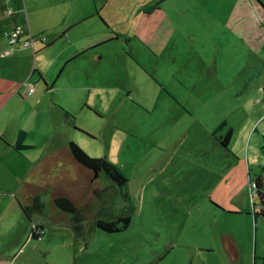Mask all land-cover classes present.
<instances>
[{
  "label": "rangeland",
  "instance_id": "obj_1",
  "mask_svg": "<svg viewBox=\"0 0 264 264\" xmlns=\"http://www.w3.org/2000/svg\"><path fill=\"white\" fill-rule=\"evenodd\" d=\"M61 1L10 0L9 12L24 13L25 6L32 28L49 35L58 24L52 4ZM138 1L127 4L128 12L134 11ZM174 4L164 11L173 28L163 54L155 57L136 39L104 48H119L121 59L102 63L106 77L94 75L93 103L89 109L78 105L76 113H71L74 126L87 134L72 125L69 133L74 142L90 157L107 159L123 171L129 181L128 197L112 189L114 184L105 174L67 165L55 173L54 181L47 175L50 167L45 166L36 178L39 188L34 186L32 191L40 193L46 210L30 220L12 194L23 190L19 177L26 174L28 160L35 155L26 159L15 153L0 155V263L234 264L223 260L222 232L242 240L244 261L239 264H264V216L254 217L255 211L260 212V198L252 199L250 183L246 181L237 199L245 214L211 199L215 187L242 160L247 180L254 183L259 176L264 192V0ZM4 10L1 2L0 16ZM139 19H145L144 12ZM8 21L0 25H12ZM91 25L103 28L89 22L78 29ZM119 28L116 31L127 30ZM76 31L71 35L80 41ZM4 35L0 32V38ZM1 64L0 57V71ZM29 107L10 104L2 114L3 118L9 115L7 125L26 123ZM36 119L32 135L40 146L48 148L66 135L65 122L51 127L44 117ZM50 130L56 139H46ZM43 147L36 150L38 154ZM62 155L66 156L64 151ZM54 186L62 208L53 204ZM103 190L105 197L100 199L98 193ZM231 202L235 204L236 199ZM88 204L92 209L86 214L87 225L107 219L103 209L119 216L130 207L131 223L119 233L89 229L88 236L79 239L70 226L71 210ZM25 220L31 229L42 226L44 235L40 239H33L31 231L19 235Z\"/></svg>",
  "mask_w": 264,
  "mask_h": 264
},
{
  "label": "crops",
  "instance_id": "obj_2",
  "mask_svg": "<svg viewBox=\"0 0 264 264\" xmlns=\"http://www.w3.org/2000/svg\"><path fill=\"white\" fill-rule=\"evenodd\" d=\"M22 1L24 3L25 0ZM133 1L63 0L56 5L52 4V7H49L54 13H57L58 21L56 23L58 24L54 27V32L47 35L44 32L45 30L32 28L30 14H28V9L25 6L23 8L25 14L21 10L18 13L14 11L17 16L12 12L13 15L8 17L6 12L11 9H9L10 0H0V3L2 2L5 7V12H2L3 15L0 16V24L3 21H8L7 18L10 19L7 23H12V25H6L5 22V24L0 25V32L5 33V38L4 36L0 38V57L2 59L0 74L3 76L0 79V155L13 156L15 153L19 156L18 158L24 159L27 158L26 156L33 157L35 155L34 158H28L29 163L26 167V174L19 177L23 184V190L20 193L15 192L12 194L15 197H13V200H16L18 204L22 202L26 205L37 195L32 189L34 186L38 187L35 182L36 178L42 173L43 167H50L47 175L55 181L57 176L55 173L60 171L62 167L70 165L69 168L71 169V167L77 165L69 151L70 142H74L69 129L72 125L74 126V123L67 118L66 113L69 111V114H75L80 107L85 105L84 108H88L91 105L90 103H93L91 97L95 89L93 84L94 75L100 74L101 77H106V71L104 67L102 68V63L106 59H121L119 48L113 46L106 50L104 48L121 40L128 41L130 39L132 41V39H136L149 49V53L158 57L163 54L169 44L173 26L171 20L164 15V11L168 7H173L175 2L176 5L180 4L182 0H139L136 2L134 11L130 13L126 6ZM31 11L34 10L31 9ZM142 12H144L145 19L140 21L139 17ZM18 16L19 18H17ZM60 16H62V20H60ZM89 22L96 23L98 26L102 25L103 28L100 26L101 29H97L94 25H91L89 28L78 29ZM20 23H24L25 26L27 24V27H23ZM16 26H21L24 33L30 32L33 36L45 34L46 37L55 35V38L51 40L47 38V44L49 45L47 47L36 42L35 52L30 49H23L19 45L11 48L6 39V34H8V29L13 30ZM119 27H126L127 30L116 31ZM92 28L96 29V32ZM74 30H78L76 32L81 36L80 41L74 37V34L71 35ZM51 45L55 47L52 48L53 50L51 49L52 51H50ZM7 51H10V54L4 56ZM139 54L141 55V53ZM131 58L134 60L133 56ZM117 70L121 71V67H117ZM35 74L37 76L30 82L31 77ZM17 75L20 77H17ZM28 75L27 80L21 84ZM40 77L43 79L42 83ZM79 79L82 80V83L77 82ZM77 84L81 85L77 87ZM30 87H34L32 94L28 93ZM87 91H91L88 97L85 96ZM12 103L16 105L27 103L30 105L31 108L29 107L24 114V117L28 120L26 123L15 124V126L7 125L9 122L6 119L9 115L6 114V117L3 118L2 114ZM60 106L67 111L60 108ZM30 109H34V112H30ZM40 116L44 117V120L51 127H53V123L61 125L62 122H65L66 125V135H62L64 138L61 136V141L57 144L53 143L48 148L35 143L32 135L33 127L37 125L36 118ZM21 131L26 132L25 143L30 148L22 153H17L13 146ZM51 131L47 134L46 139L48 140L50 137L57 136V134L53 136ZM40 147H43V152L38 154L36 150ZM63 151L66 156H61ZM25 152H29L28 155ZM238 166L232 167L227 176L215 187L211 199L219 205L235 209L234 212L238 214H245L244 208L239 205L237 200H240L239 193L242 192V188L245 187L247 182L250 183V190L258 182L261 188L263 186L259 176L254 183L251 179L247 180L248 169L243 160ZM55 188L54 186L53 198L56 197ZM251 197L254 198L252 191ZM235 199V204H232L231 201ZM14 202L9 203L10 206ZM19 214H22L21 211ZM250 216V214H247L248 218H251ZM255 219H257L256 216ZM23 226L24 229L21 227L19 229V235L30 232V225L26 220L23 221ZM219 241L225 262L239 264L244 261L241 239L234 234L219 232ZM0 264H9V262L3 261Z\"/></svg>",
  "mask_w": 264,
  "mask_h": 264
},
{
  "label": "trees",
  "instance_id": "obj_3",
  "mask_svg": "<svg viewBox=\"0 0 264 264\" xmlns=\"http://www.w3.org/2000/svg\"><path fill=\"white\" fill-rule=\"evenodd\" d=\"M32 35V34H31ZM33 40L35 42L43 44L44 46H49L47 44V37L45 34H40L38 36H33ZM41 79V77H40ZM41 82H43V79H41ZM67 118L74 123L75 125V118L69 114L68 112L66 113ZM75 131L84 133L82 130L76 128L74 126ZM87 135V134H86ZM232 134L229 133L225 145L228 146L229 140L231 138ZM26 132L21 131L18 135V139L16 143L14 144L13 148L17 153H22L25 150H28L30 147L26 145ZM69 151L71 153V157L73 158L74 162L82 167L83 169H86L93 173L94 175L97 174H105L106 178L109 179L114 185L111 186L112 189H115L116 192L121 191L123 193L124 197L127 198L128 195L125 192L128 184V179L127 176L123 173V171L108 161L107 159H100V158H92L90 157L86 152L82 150L75 142H70L69 144ZM118 187V189L116 188ZM110 190V187L108 188ZM255 189V191H254ZM260 183H255V186L252 188V191L254 193V198L259 197L260 198V212H254V217L256 216H264V192L261 190ZM107 190V189H106ZM105 190V191H106ZM119 190V191H118ZM105 191L99 192V198L102 199L105 197ZM53 204L57 208H62L60 204L59 197H54L53 198ZM19 205L25 214V216L32 220V216L34 214H44L46 210L45 203L41 200L40 195H35L32 200L24 205L22 202H19ZM92 209V206L90 204L85 205L83 207H78L77 209L71 210L73 213L72 216V221L70 223V226L72 230L74 231V234L77 238H86L88 236V230L92 231L93 229H100L104 232L107 233H119L124 231L131 223V213L132 209L130 207L129 211L127 212L122 211L119 216H113L111 211H108V209H103L106 210V213H103V215H106L108 218L107 219H96L94 222H92L91 225H87L85 223L86 214L89 212V210ZM65 210V209H64ZM111 214L113 217H111ZM85 215V216H84ZM43 227L40 225L33 226L31 229L30 226V231H31V237L33 239H40L44 235Z\"/></svg>",
  "mask_w": 264,
  "mask_h": 264
},
{
  "label": "built area",
  "instance_id": "obj_4",
  "mask_svg": "<svg viewBox=\"0 0 264 264\" xmlns=\"http://www.w3.org/2000/svg\"><path fill=\"white\" fill-rule=\"evenodd\" d=\"M6 15L12 16V12H6ZM6 39L11 46V48H15L16 46H21L23 49H30L35 52V40H33V37L30 32L23 31V28L21 26H16L10 33L6 34ZM10 54V51H7L4 53V56H7ZM34 92V87H30L28 89V93L32 94ZM255 185L252 186V188ZM251 188V191H252ZM252 196H254V193L252 191Z\"/></svg>",
  "mask_w": 264,
  "mask_h": 264
}]
</instances>
